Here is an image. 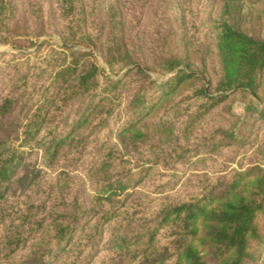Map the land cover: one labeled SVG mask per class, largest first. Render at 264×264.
Segmentation results:
<instances>
[{"label":"trees","instance_id":"1","mask_svg":"<svg viewBox=\"0 0 264 264\" xmlns=\"http://www.w3.org/2000/svg\"><path fill=\"white\" fill-rule=\"evenodd\" d=\"M75 1L59 0L62 17L75 14ZM217 1L216 17L201 28V39L194 37L202 43L194 62L187 2L166 0L171 19L151 49L152 62L169 74L160 83L141 71L146 61L131 54L116 12L109 16L117 27L105 44L92 38L83 18L80 42L101 49L111 73L138 67L100 83L101 70L87 62L90 53L56 50L53 75L14 136L6 120L18 106L28 67L18 72L12 65L0 93V204L13 188L26 187L30 207L18 212V225L9 220L3 247H12L5 256L26 245L23 224L37 237L11 264H91L101 249L99 264H264V133L258 130L264 109L247 108L239 120L223 108L241 92L256 96L264 36L240 26L244 0ZM6 11L12 20L14 10L0 0V16ZM21 37L17 48L33 44ZM150 120L152 131L142 129ZM116 122L121 150L106 137ZM89 143L91 160L81 178L60 173L41 185V170L24 165L36 149L47 166L62 154L83 163ZM188 168L193 173L181 183ZM84 178L91 184L87 197ZM37 188L40 201L32 197Z\"/></svg>","mask_w":264,"mask_h":264},{"label":"rangeland","instance_id":"2","mask_svg":"<svg viewBox=\"0 0 264 264\" xmlns=\"http://www.w3.org/2000/svg\"><path fill=\"white\" fill-rule=\"evenodd\" d=\"M185 1L187 2L186 10L188 9L186 11L187 23L190 25L188 36L190 38L189 41L193 42L194 49V52L191 54V60L198 62V58L201 56L200 47L202 43H194V37H199V39L202 38L201 28L207 26L210 20L216 17L219 4L217 0ZM165 2L166 0H158V2H156V0H76L74 2L76 6L75 14L72 17L69 16L68 18H64L60 15L59 0H7L12 11L14 10V16L13 19L10 20L11 17L8 18L9 14L7 11L6 14L0 16V93L3 91V87L12 73V65L14 63L18 64V72L23 70L22 64L26 69L28 67L26 73V86L19 97L18 106L15 107L6 120L9 134L14 136L20 130L27 116V111L33 109L37 97L46 86L45 83H47L49 78L53 75L50 71V65L57 55L55 53L56 50L61 52L63 50L67 55H69L71 50L90 53V55L86 57L87 62L90 61L95 63L101 70L100 77L98 78L100 83L104 76L110 79L121 78L122 73L127 68L138 67L137 64H134L125 67L117 74L111 73L102 58L101 49L98 50L96 47L89 45L88 42H80L81 38L78 26L83 25V18L86 20L85 25L89 27L88 30L92 38L95 39L96 37L97 42L101 40L103 44H105L104 40H106L108 36L111 37L115 26L109 15L112 13L115 14L116 12V15L120 18L118 22L123 23V31L121 34L126 44L130 47L131 54L137 61L143 58L146 61L148 68H140L143 74L157 83L167 78L169 74H164V72L158 69L155 63L152 62L154 56L151 52L155 40L162 35V32L166 29V23L171 19L169 13L166 11L167 8L164 6ZM88 3H91L89 7ZM239 5L241 6L239 7L238 16L240 26L250 30L252 33L264 36V0H244L241 1ZM111 8L116 9V11ZM115 22H117V20ZM116 27L117 25L115 29ZM110 30L111 32H109ZM21 35L29 37L33 44L27 45V42L18 43L19 47L17 48L15 39H19L20 42H22L21 39L23 38ZM72 35H74V38H72ZM62 46H65L66 49H62ZM211 66L212 63L209 61L208 67ZM131 75L132 73L129 77ZM125 98L126 94L123 92L120 100L121 106L126 102ZM223 108L226 109L229 115L239 120L245 116L247 108L248 110L264 109V71L261 75L260 85L255 97L248 92H241L231 96L227 107L225 104ZM219 114L220 113L216 111L213 113V117L219 116ZM213 117L211 115L210 119ZM11 123H13L12 126H10ZM53 123L54 122H49L48 124L51 125ZM118 124L119 122H116L113 125V129L106 133V137H110V141L121 150L115 135ZM146 125L147 126L142 127V129L152 131V121H146ZM258 130L260 133H264V123L258 125ZM72 136L75 137V134ZM90 143L84 148L82 156H80V158L83 159V163L81 161L70 160L71 155L63 157L62 154L56 163L47 166V163L41 160L39 149H36L33 150V153L30 152L26 155L24 165L30 169L41 170L42 174L38 176L36 180L41 185H45L46 182L60 173L67 175L70 179L81 178L87 171L85 164L91 160L90 154L92 147ZM74 155L77 156L76 153ZM260 164L264 166V161ZM22 166L23 164L21 167ZM186 171L187 173L182 178L181 183L186 182L189 175L193 173V170H190V168ZM83 182L81 187V192H83L82 196L87 197L88 194L92 193L91 184L87 178H84ZM24 186L25 184L21 185V187ZM144 187L145 184L140 187V190L143 191ZM25 189L26 187L17 191L13 188L8 192L6 201L0 204V264H11V259L15 258L20 253H25L30 245L29 243L33 242L37 237V234H33L32 230H30V224H23L21 228L23 235L26 237V245H24L20 251L18 249L16 252H12L8 257L5 256L12 247H3L5 242V240L3 241V237L7 233L5 232V228L8 227L9 220L15 219L14 223L18 225V212L23 209L25 210V205L30 207V201L24 197ZM39 194L40 191L37 188L36 195L32 196L35 201H40ZM14 208L18 210L16 214H14ZM33 212L34 206L32 209V213ZM256 220L258 224H261L263 217L258 216ZM103 251L104 249L99 251L91 264H99L98 261L102 260L101 258L104 256Z\"/></svg>","mask_w":264,"mask_h":264}]
</instances>
